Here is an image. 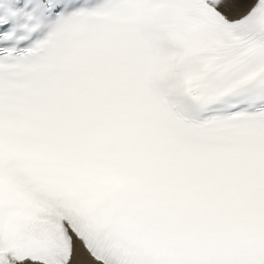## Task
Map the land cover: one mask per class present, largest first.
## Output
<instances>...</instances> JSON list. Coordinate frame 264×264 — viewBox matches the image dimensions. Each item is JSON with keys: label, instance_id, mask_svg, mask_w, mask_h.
<instances>
[{"label": "snow or ice", "instance_id": "1", "mask_svg": "<svg viewBox=\"0 0 264 264\" xmlns=\"http://www.w3.org/2000/svg\"><path fill=\"white\" fill-rule=\"evenodd\" d=\"M0 264H264V0H0Z\"/></svg>", "mask_w": 264, "mask_h": 264}]
</instances>
